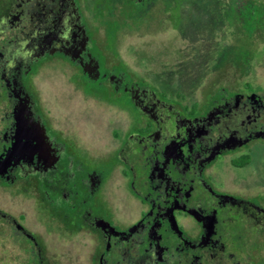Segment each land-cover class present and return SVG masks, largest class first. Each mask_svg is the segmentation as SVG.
I'll use <instances>...</instances> for the list:
<instances>
[{"label": "flooded vegetation", "instance_id": "af4514ba", "mask_svg": "<svg viewBox=\"0 0 264 264\" xmlns=\"http://www.w3.org/2000/svg\"><path fill=\"white\" fill-rule=\"evenodd\" d=\"M90 20L81 0H0V184L27 195L35 226L0 209L5 245H25V264H65L49 245H84L86 264H264V183L216 164L240 143L227 165L259 172L264 87L218 86L186 104L110 64ZM48 62L126 109L100 161L57 127L36 81Z\"/></svg>", "mask_w": 264, "mask_h": 264}, {"label": "rangeland", "instance_id": "374dc122", "mask_svg": "<svg viewBox=\"0 0 264 264\" xmlns=\"http://www.w3.org/2000/svg\"><path fill=\"white\" fill-rule=\"evenodd\" d=\"M81 3L110 64L122 63L136 77L141 73L169 97L186 104L204 103L218 86L230 90H244L249 83L264 87V0ZM48 64L40 68L36 81L57 127L76 146L78 155L100 161L106 151L116 146L115 134L119 131L120 135L129 124L126 109L104 91L72 84L61 67L54 62ZM239 144L227 145V153L216 164H222L227 179L253 178L264 183L262 146L254 147L252 155V166L258 173L250 166L236 173L227 165ZM119 182L114 173L109 186L114 189ZM11 186L0 184V209L14 215L25 213L24 223L35 229L31 200ZM6 244L0 234V264H25L28 253L21 247L25 245H12L10 241ZM49 246L56 248L65 264L87 263L84 245Z\"/></svg>", "mask_w": 264, "mask_h": 264}, {"label": "trees", "instance_id": "16d2710c", "mask_svg": "<svg viewBox=\"0 0 264 264\" xmlns=\"http://www.w3.org/2000/svg\"><path fill=\"white\" fill-rule=\"evenodd\" d=\"M135 1H136V0H132V4H133V5H135ZM3 258H4V257H3ZM0 260H2V259H0Z\"/></svg>", "mask_w": 264, "mask_h": 264}]
</instances>
